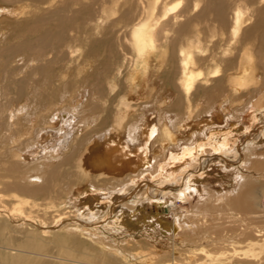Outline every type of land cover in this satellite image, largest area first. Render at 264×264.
<instances>
[{
    "label": "bare ground",
    "instance_id": "1",
    "mask_svg": "<svg viewBox=\"0 0 264 264\" xmlns=\"http://www.w3.org/2000/svg\"><path fill=\"white\" fill-rule=\"evenodd\" d=\"M16 2H30V5L26 3L27 6L19 10L3 6L6 3L12 6ZM31 5L35 7L34 12L29 8ZM46 5L52 6L51 10L41 8ZM4 30H7L6 34H3ZM106 43L110 45L106 47ZM115 45L134 52L129 58L124 85H112L113 79L106 74L102 77L90 75L81 82L76 95L72 84L61 82V77H67V83H70L73 76L84 73L85 68L97 62L106 51L112 52ZM154 62L158 65L156 71L166 76L162 88L166 96L175 94L173 106L185 107V112L176 117L175 123L166 119L162 121V145L158 150L169 153L171 149H182L183 153L157 169L159 181H164V185L175 183L173 189L178 188L177 198L183 203L190 200L188 192L195 195L203 183V190H208L209 185H221L218 184L222 175L219 169H226L227 165L224 156L217 154L220 150L231 151L240 138L241 146L248 142L252 146L247 159H255V165H259V170L264 173V162L262 159L258 161L257 155V148L264 144V122L259 123L264 109L249 113L239 124L228 123L224 128L231 131L222 134L213 131L210 134L209 125L198 121L197 117L198 120L195 119L193 113L199 90L204 91L201 98L206 104H212L217 95L228 96L231 100L242 99L260 79L258 90L263 95L264 0H0V134L6 133L0 140V150L9 142L12 145L19 143L2 153L0 165H5L15 150L35 148L43 135L52 133L55 136L54 131L63 135L74 129L76 135L84 129L86 132L97 122V114L104 113L101 128L93 127V130L84 132L83 140L72 151L75 155L87 141L92 142L87 152L78 158L77 166L82 176L109 178L116 171H128L127 160L131 157L147 166L150 158L149 122L140 121L137 110L140 105L132 103L150 98L147 90L143 91L145 89L135 94L143 83L147 84ZM121 69L116 76L121 77L120 82L123 77ZM104 80L110 90L107 95L97 90L99 86H92V81L101 84ZM89 92L94 93V99L101 103L93 98L90 100L86 96ZM176 92L183 102L178 100ZM84 96L90 101L88 111L83 107L85 101L78 102ZM165 100L158 107H162L167 102ZM109 101L111 109L105 106ZM253 103L264 107L261 99L260 102L254 99ZM69 108L75 114L73 118L67 114ZM209 110L206 108L207 112ZM221 119L218 117L220 124ZM56 124L61 125L57 128ZM109 127L110 132L102 136V140H106L102 145L96 135L103 134ZM139 134L144 139L141 150L135 148ZM27 136L32 138L22 141ZM201 138L209 139L189 149ZM222 153L231 156V152ZM164 155H159V159L162 160ZM208 160H212L211 171L214 173L201 170ZM195 164L197 169L194 172L191 170ZM7 171L6 177L12 175L16 182L5 185V190L0 189V264H117L105 247H93L72 235L71 229H77L80 223L72 221L69 212L60 213L49 222L33 215L36 205L29 199H21L19 195L8 197L20 205L13 210L5 204L4 191L12 193L11 190H15L38 197L41 192L49 190L54 183L53 173L43 185L33 186L23 180L27 173L23 166L14 164ZM177 176L181 183L175 179ZM226 186L224 192H230L231 186ZM231 198H214L212 203L203 204L204 211L201 206L198 207L201 211L190 215H176L172 224L157 214L152 226L172 234L171 250L161 249L154 255L136 257L138 261L132 263L125 259L123 264H264V211L254 199ZM122 199L123 196L118 197L117 202ZM155 204L160 206V201L155 200ZM69 223H74V227ZM114 224L119 226L125 221L116 218ZM184 233L191 236V241L180 238Z\"/></svg>",
    "mask_w": 264,
    "mask_h": 264
},
{
    "label": "rangeland",
    "instance_id": "2",
    "mask_svg": "<svg viewBox=\"0 0 264 264\" xmlns=\"http://www.w3.org/2000/svg\"><path fill=\"white\" fill-rule=\"evenodd\" d=\"M26 3L30 5V2H24V3L16 2L15 4L12 3V6H9L8 3L3 4V6H5V8L12 7L15 8L16 10H19L20 8L26 7L27 6ZM31 6L29 8L32 10V12H34L35 7L32 6L31 8ZM201 6L202 3L200 4V7ZM41 8L42 9L48 8V10H51L52 6L46 5ZM28 17L30 16H24L23 18H28ZM244 17H247V14H245ZM4 31L5 33L3 32V34H6L7 30ZM109 45H110L109 43H106L105 46L107 47ZM133 56H134L133 51L131 52L126 51L123 50L122 47H118L117 45H115L112 48V52H110L109 50L106 51L103 55H101L98 58L99 60L97 62L85 68L84 73L73 76L71 78L72 83L71 82L67 83L68 81L67 77H61V82H65L64 84H72L76 91V95H78V91H80L79 87L81 82L85 79L86 76H90V75L93 76L98 74L101 75L102 77L103 75L106 74L108 77H111L110 79H113L111 83L112 85L114 84L117 85L119 83V86L121 87L122 83L124 85L123 78L126 77L125 74L130 66L129 58ZM157 66H158L157 63L154 62L152 66L153 68L151 67L149 71L150 74H148V78L146 81L147 84L143 83L144 85H141L139 91H137V93L135 94L136 96L139 93H142L141 91L142 89H145L143 91L147 90L148 92L146 91V93H148V95L150 94L149 96L150 98L147 97L146 99L147 101L146 100L143 101V99H140L138 101L139 103L137 101H134L132 103L134 106H136V104L140 105V107L137 108L138 115L141 116L140 121L149 122L147 128L150 129L149 134L151 133L149 139L150 145L148 149L149 151L148 156L150 158H149V164L147 166H143L138 158L131 157L130 160H127L128 171L125 172L116 171L109 178L96 177L94 175H91L89 177L82 176L81 170L77 166L78 158H81L80 156H82L84 153L87 152V150L89 149L88 146L91 145L92 142H90V140L87 141L88 144L86 143V145L83 146L82 148L83 150L81 149L75 152L74 153L75 155L72 154V151L77 147V144L83 140L82 138L83 134H85L89 130L90 131L93 130L94 128H97V130L101 128L100 126L103 122L102 119L105 118V116L104 113H99L97 114V119H95L97 122L94 123L92 126H89L86 132L84 131L85 130L84 129L82 131L83 133L80 131L76 135L74 133L75 131L74 129V131L72 130V132L59 135L58 132L54 131L53 135L55 136H52L51 135L52 133L50 135H43L39 140V144L36 143L35 148L33 149L30 150L26 149L21 151L15 150L14 155L11 158L7 159L5 165L3 166H1L2 164L0 165V169L2 168L0 170V177H1L0 189L5 190L6 188L5 185L7 186L12 185L16 182V179L12 175L10 177H6L8 175L7 174L8 168H11V166H13L14 164L23 166L25 168V171L27 173L24 176L25 179L23 178V180L30 185L33 186L43 185L45 181L52 176L51 173L54 174V183L53 184L51 183L52 187H50L49 190H45L41 192V194L38 197H32L29 196L28 194H21L15 190H11L12 193L4 191L3 195H5L4 196L5 197L4 201L6 200L5 204L11 210H13L14 208H19L20 205L18 202H16L17 200L16 201L9 200L10 197L19 195L18 197L19 198L21 197V199L24 198L29 199L30 202L35 203L33 205H36V208L32 210L34 211L33 215L41 216L49 222H52L54 217L59 215L60 213L69 212L68 214L72 215L71 220L72 221L76 220L78 221V223H80L79 225H77V229L76 228L71 229L70 232L72 233V235H74L79 240H83L87 242L89 245H92L93 247H97V248L105 247L107 254L109 255L113 254L112 256L117 261V264H121V263L123 264L125 259L130 261V263L136 262V260L139 259L136 257L141 256L142 258H144L143 256H145L146 254L154 255L156 252H159L161 249H165L166 251L171 250L170 248L172 245L171 239H173L172 234L167 233L166 231L161 230L156 226H152L155 220L154 217L157 216V214L158 217L160 216V218L166 220L168 224H172L176 215L178 216H185L188 214L190 215L193 212L195 213V211H201L200 209L204 211L205 210V206L203 205L204 203L206 202L212 203L215 200L214 198H218V197L222 198L226 196L228 198L232 197L231 199L240 198V200L254 199L255 202L259 204L260 210L264 211V179H263L264 173L259 170L260 169L259 165H255L256 164L255 159L253 158H249V160L247 159L248 156L250 157L251 155L249 151H252L250 149L252 146L250 145V142L241 146L242 144L241 138L238 139V142L236 143L234 148H232L231 151L220 150L218 152L219 154H217L219 156L220 154H222L221 156H224L226 163L225 165H227L226 169L223 168L219 169V173L220 174L222 173V175H220L221 177H219L220 181H218V184L221 185H217V186L209 185L207 187L208 190L207 189L203 190L202 188L204 187L205 184L203 183L201 187L197 189L195 195H192L191 192H188V198H190V200L188 199L185 203H183L182 201L179 200V198H177L178 188L173 189L175 183L172 182V185L171 183L164 185V181H159L160 174L157 173L158 172L157 169L163 168L169 160L183 153L182 149H179L177 151H175L176 149H171L169 153H167V151L166 152L160 151V149L158 150V148H160V146L162 145V142L160 141L161 140L160 137L162 134L161 133L162 121L166 119L168 120V122L170 121L171 124L175 123L176 117L180 116L183 112H185L183 111L185 110L184 109L185 107L175 108L173 106L174 103H176L175 94H171V96H166L167 95L166 91L162 89L164 88L163 84L166 82V76L165 75L163 76L161 74L162 72L159 73L156 71ZM120 68H122L121 71H123V77L121 82H120L121 77H119L120 79L116 77L118 74L117 72ZM158 73L162 78L159 76ZM157 76L160 78H158ZM261 82L262 81L260 79L257 80V84L254 87H252L253 90L248 91L245 94V97L242 99L233 98V100H231L230 98H227L228 96L219 97L217 95L212 104H206L205 100L201 98L202 97L201 95L204 91L202 92L201 90H199L200 92L196 93V97L194 100V107H193V113H195V119L198 118L199 119V120L197 119L198 121L207 123L210 127L209 129H211L209 131L210 134L213 132L214 134L217 132L222 134L231 131L229 128L225 129L228 123L231 122L232 125L239 124L240 121H242L241 118L245 117L249 113L260 111V109H264V107H257V105L253 103L254 99L259 100V102L261 99V102H264V93L263 95H261L262 93H260V90H258L259 88L258 86H261ZM97 83L98 82L92 81V86L93 85L99 86L97 90L105 93L104 95L110 94V90L106 80L102 81L101 84H97ZM223 85H224L223 88H225L226 85L225 84ZM262 88H263L262 90L264 91V86ZM121 89H125V88H121ZM159 89L161 91H159ZM146 93L145 95L147 96ZM254 93L256 95L253 98V101L250 102V99L252 98ZM123 94L124 95L126 94V90L124 91ZM176 94L178 100H180L179 93L176 92ZM214 94H217L216 90H214ZM86 96H88L90 100L96 97L95 94L92 92L87 93ZM155 96H157L158 100L156 98L154 102L151 101V99L153 97L155 98ZM1 100L2 98L0 95V101ZM163 100L167 101L165 104H162V107L163 106L165 107L163 108L158 107L159 103ZM83 101L86 102L84 103L85 105L83 107L86 111H88L90 105L88 103L90 101H87L84 96V99L81 98V100L79 99L78 102L82 104ZM183 101L184 100L182 99L181 102ZM96 102L99 103V100H96ZM110 102L111 101L107 102L108 104H105V106L109 109H111ZM197 104L198 106H196ZM66 106L68 107V105ZM99 107L102 109V106ZM206 108H209L210 110L207 112ZM13 112L14 111L12 110L11 113ZM67 114L69 117L73 115L72 118L75 116L72 109H70L67 112ZM262 114H263L262 119H260L259 121V123L261 124L264 122V112H262ZM218 117L223 118L221 119L222 120L221 124L218 121ZM130 120H132V122L134 121L133 119ZM209 122L211 124H209ZM60 125L58 124L56 127L59 128ZM172 126L175 127V125ZM75 132H77V130ZM108 132H110V127L107 129L105 128L103 134L96 135L97 140L103 143L102 145H105L106 143V140H102V136ZM4 134L2 135L0 134V140L4 136ZM33 136H35V134H33ZM31 138H32L31 136H27L26 138L22 139V141H26ZM137 139L138 141L135 144V148L141 150L144 146L143 143L144 139L141 136V134H139V137ZM208 139L209 138L198 139L194 144L195 146L194 145H192V147L189 146L190 147L189 149L195 148L198 145H202V143L204 144V142H207ZM7 145L5 148H2L0 150V157L5 153L6 149L7 150L10 149L12 148V146L17 147L19 143L12 145L9 142V145L8 146ZM156 149L159 152H157ZM257 150H258L257 155L259 157L258 161L262 159L261 161L264 162V144L258 147ZM222 152H231V156L228 154L226 155ZM159 155L160 156L164 155L165 157L161 160L159 159L160 157ZM69 156H72L73 158L68 159L67 157ZM66 158L70 161L66 160ZM245 159L248 160L247 165L245 163ZM210 161L212 162V160H208V162L207 161L205 162V166H203L204 168L201 169L203 170L202 172L213 170L211 168L213 164ZM195 166L191 171L194 172L196 171L197 165L195 164ZM253 171L257 172V174L253 173ZM232 176L233 178H231ZM179 178L180 177L177 176L175 179L178 181V183H181L180 180H178ZM178 185L180 186V184ZM226 185L231 186L230 192H227L228 195L226 192H224V186L227 187ZM121 196H123V199L120 200V202H117L119 201L117 200V198ZM155 200L160 201V206L155 204ZM200 200L202 201L199 203ZM51 203H53L54 205ZM198 207L201 208L198 210ZM225 208L227 207L225 206ZM42 211L44 212L42 213ZM111 211L112 214H110ZM129 215H131L130 219H129ZM144 217H146V219ZM116 218H121V219L123 218L125 224L115 226L114 219ZM133 218H135L136 220H134ZM147 221L151 222V224L147 223ZM223 222L226 223L227 221H223ZM70 225L74 227L73 226L74 223ZM82 232H83L82 234L83 237L81 235ZM88 232L89 234H87ZM180 238L191 241V236L188 233H184ZM239 249L242 250L244 248L239 247ZM130 257H132L134 260L131 261L132 258ZM143 262L145 263V261Z\"/></svg>",
    "mask_w": 264,
    "mask_h": 264
}]
</instances>
